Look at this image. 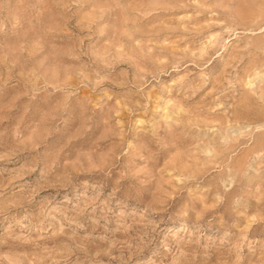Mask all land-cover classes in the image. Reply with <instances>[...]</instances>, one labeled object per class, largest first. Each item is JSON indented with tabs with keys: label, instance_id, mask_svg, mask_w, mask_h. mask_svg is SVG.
<instances>
[{
	"label": "rangeland",
	"instance_id": "obj_1",
	"mask_svg": "<svg viewBox=\"0 0 264 264\" xmlns=\"http://www.w3.org/2000/svg\"><path fill=\"white\" fill-rule=\"evenodd\" d=\"M0 264H264V0H0Z\"/></svg>",
	"mask_w": 264,
	"mask_h": 264
}]
</instances>
